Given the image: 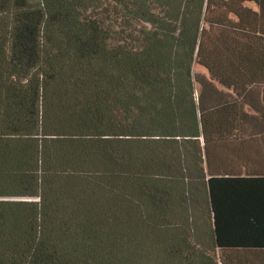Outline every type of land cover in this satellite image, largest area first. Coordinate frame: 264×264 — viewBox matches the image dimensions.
<instances>
[{
  "label": "trees",
  "instance_id": "16d2710c",
  "mask_svg": "<svg viewBox=\"0 0 264 264\" xmlns=\"http://www.w3.org/2000/svg\"><path fill=\"white\" fill-rule=\"evenodd\" d=\"M0 264H264V0H0Z\"/></svg>",
  "mask_w": 264,
  "mask_h": 264
}]
</instances>
